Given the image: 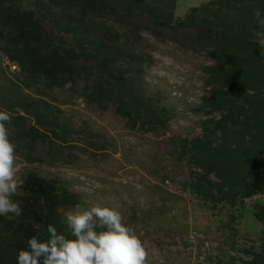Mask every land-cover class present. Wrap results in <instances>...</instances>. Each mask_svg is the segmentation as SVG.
<instances>
[{"label":"rangeland","instance_id":"rangeland-1","mask_svg":"<svg viewBox=\"0 0 264 264\" xmlns=\"http://www.w3.org/2000/svg\"><path fill=\"white\" fill-rule=\"evenodd\" d=\"M209 1L177 0L175 19H184L193 7ZM11 3L35 12L44 37L53 31V13L65 21L89 22L91 35H104L118 48L113 72L126 75L142 97L167 112L166 127L161 128L143 126L114 107L99 105L89 96L100 82L91 62H79L73 86L49 89L40 81L27 88L21 82L26 75L6 51L12 34L0 14V111L12 117L6 126L16 145L17 192L34 172L78 194L80 203L64 213L97 203L115 208L142 240L149 253L147 264H243L244 249H259L263 226L254 210L264 196L243 200L235 236L228 223L231 213L239 210L212 209L183 186L194 168L180 159L178 141L199 135L213 116L203 108L202 97L209 89L205 69L214 61L191 33L122 11L72 19L55 7L38 10L35 0H0V7ZM25 99L50 102L60 126L53 131L25 113L18 105Z\"/></svg>","mask_w":264,"mask_h":264},{"label":"trees","instance_id":"trees-1","mask_svg":"<svg viewBox=\"0 0 264 264\" xmlns=\"http://www.w3.org/2000/svg\"><path fill=\"white\" fill-rule=\"evenodd\" d=\"M176 2L35 0L38 10L51 11L55 7L72 19L78 15L96 19L120 11L146 16L158 26L188 31L207 51L214 64L205 69L209 89L202 102L213 116L202 124L199 135L180 138L177 148L180 159L194 168L183 186L212 209L222 206L239 210L231 213L228 223L236 236L243 200L264 196V29L255 26L253 16L256 9L264 14V0H210L193 7L179 20L174 16ZM0 12L12 34L6 51L26 75L22 85L31 88L46 81L49 89L73 86L79 77V62H91L100 79L89 94L93 101L114 107L119 115L143 126L166 127L167 112L151 98L142 97L126 75L113 72L118 48L104 35H91L89 22L65 21L56 12L53 31L44 37L45 30L34 11L11 3L1 5ZM2 100L9 99L3 96ZM18 105L51 130L60 126L46 99H38L36 104L25 99ZM12 199L20 204L22 215H0V264H17L18 252L27 250L29 238L49 236V224L58 233L74 238L63 223V213L80 203L77 193L30 172ZM254 216L263 226L261 244L259 249H244L247 259L243 264H264V203H255Z\"/></svg>","mask_w":264,"mask_h":264},{"label":"clouds","instance_id":"clouds-1","mask_svg":"<svg viewBox=\"0 0 264 264\" xmlns=\"http://www.w3.org/2000/svg\"><path fill=\"white\" fill-rule=\"evenodd\" d=\"M255 26L264 29V14L253 13ZM264 55V52H261ZM7 110L0 111V215H22L17 194L16 145L10 140L6 125L11 123ZM247 202V201H246ZM59 212V209H58ZM68 238L47 226L49 236L34 235L27 240V250H20L17 264H147L149 253L135 231L124 223L121 213L99 203L88 208L63 213Z\"/></svg>","mask_w":264,"mask_h":264},{"label":"built area","instance_id":"built-area-1","mask_svg":"<svg viewBox=\"0 0 264 264\" xmlns=\"http://www.w3.org/2000/svg\"><path fill=\"white\" fill-rule=\"evenodd\" d=\"M12 68H13L14 70H15V69H17V65H13V67H12Z\"/></svg>","mask_w":264,"mask_h":264}]
</instances>
